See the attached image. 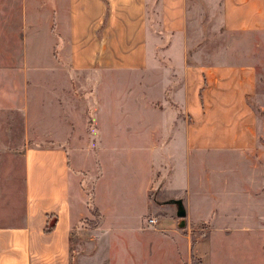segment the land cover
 I'll return each instance as SVG.
<instances>
[{"label": "rangeland", "instance_id": "1", "mask_svg": "<svg viewBox=\"0 0 264 264\" xmlns=\"http://www.w3.org/2000/svg\"><path fill=\"white\" fill-rule=\"evenodd\" d=\"M185 17L197 61L254 67V90L247 97L255 116L254 143L240 152L216 156L204 152L201 159L187 162L180 145L145 134L148 120L159 122L162 131L169 112L133 108L132 98L145 106L164 103L163 89L168 85L162 63L144 72H123L122 77L135 78L119 81L101 79L96 69L75 71L70 86L74 95L64 92L60 107L67 111L69 105L74 111L69 156L82 174L88 215L70 227L68 264H264V23L257 30L226 31L221 0H185ZM65 22L66 0H0V225L16 224L20 218L24 146L44 144L43 133L53 129L59 104L55 93L64 80H54L52 73L68 70L62 62ZM58 33L63 48L57 51L51 46ZM52 53L60 64L53 63ZM116 87L145 91L132 98L118 94L128 111L124 113L112 108L115 97L105 93ZM100 88L105 91L100 93ZM101 101L104 112L98 117ZM23 109L28 117L27 140L37 139L34 143L21 142ZM187 170L189 183L184 178ZM100 174L96 201L105 207L106 222H111L107 225L93 203L94 182ZM148 185L144 204L140 191ZM188 185L193 197H204V205L211 196L213 208H204L205 220L193 222L185 216V226L177 228L176 204L168 200ZM149 218L155 223H148ZM160 220L172 230L163 225V232L155 231ZM180 234L187 235L188 250L182 248L178 254L180 244L175 248L169 238Z\"/></svg>", "mask_w": 264, "mask_h": 264}, {"label": "crops", "instance_id": "2", "mask_svg": "<svg viewBox=\"0 0 264 264\" xmlns=\"http://www.w3.org/2000/svg\"><path fill=\"white\" fill-rule=\"evenodd\" d=\"M221 20L223 29L230 32L260 29L264 23V0H221ZM65 23L66 51L62 62L68 70L52 73L54 80H64L55 93L59 104L52 120L53 129L43 133L44 144L27 145L22 150L20 218L16 224L0 225V264H68L70 227L88 215L82 174L73 168L69 156L68 144L72 142L69 137H73L75 129L74 111L69 105L67 111L60 107L64 92L74 95L70 86L77 70L96 69L101 72V79L119 81L135 78L122 77L123 72H144L162 63L167 70L163 81L168 85L163 89V104L159 101L145 106L144 101L134 100L131 95L145 91L139 87L99 90L115 97L110 101L112 108L124 113L128 111L120 103V93L130 95L133 108L141 107L152 114L167 110L170 115L164 129L160 130L159 122L148 120L145 134L180 145L187 162L201 159L204 152L212 156L240 152L254 143L255 116L247 100L254 90V67L242 62L197 61L187 35L185 0H66ZM58 35L51 46L57 51L63 48ZM52 61L60 64L61 60L52 53ZM103 107L101 101L96 109L98 117L104 112ZM23 113L21 142L34 143L37 139L27 140V111L23 109ZM195 170L192 169V175ZM190 173L187 170L184 175L187 183ZM101 178L100 174L94 182L93 203L101 209L105 217L103 225H107L111 222H106L105 207L96 201ZM195 185L198 188L199 184ZM149 187L140 191L144 204L145 190ZM192 195L188 185V189L182 187L172 198L183 201L188 219L201 222L206 219L204 208H213L212 197L204 205L203 196L197 200ZM163 225L172 230L170 224L161 220L154 230L163 232ZM169 239L175 248L177 242L180 244L178 254L182 248L187 252V235Z\"/></svg>", "mask_w": 264, "mask_h": 264}, {"label": "water", "instance_id": "3", "mask_svg": "<svg viewBox=\"0 0 264 264\" xmlns=\"http://www.w3.org/2000/svg\"><path fill=\"white\" fill-rule=\"evenodd\" d=\"M167 202V200H165ZM168 201L170 202H175L176 204V208H175V217L178 219L176 226L177 228H182L185 226V221H184V217H185V211H184V207L183 204L181 202V199H169Z\"/></svg>", "mask_w": 264, "mask_h": 264}, {"label": "built area", "instance_id": "4", "mask_svg": "<svg viewBox=\"0 0 264 264\" xmlns=\"http://www.w3.org/2000/svg\"><path fill=\"white\" fill-rule=\"evenodd\" d=\"M147 221H148V223H150V224H154V223H155V220H154L153 218H149Z\"/></svg>", "mask_w": 264, "mask_h": 264}]
</instances>
